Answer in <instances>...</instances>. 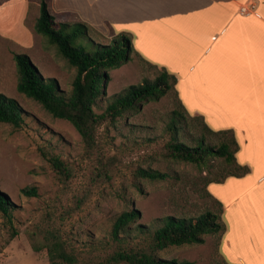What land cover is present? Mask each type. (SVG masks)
Masks as SVG:
<instances>
[{
	"label": "rangeland",
	"instance_id": "rangeland-1",
	"mask_svg": "<svg viewBox=\"0 0 264 264\" xmlns=\"http://www.w3.org/2000/svg\"><path fill=\"white\" fill-rule=\"evenodd\" d=\"M37 1L30 3L27 25L33 31L23 38L28 45L23 44L25 49L19 42L0 36V91L16 98L28 112L22 128L0 123V188L16 204L12 221L0 211V264H125L111 260L112 254L121 247L146 246L162 225L159 219L168 215L196 217L212 210L221 215L228 229L224 200L209 188L215 183L206 186L205 182L208 178L221 179L233 167L217 156H212L206 166L170 156L174 110L180 112L176 124L181 141L195 145L202 134L210 143L221 141L220 136L205 129L203 116L197 115V121L191 119L175 90L160 100L142 102L140 108L127 111L114 122L103 121L92 146L83 141L71 122L54 117L39 102L18 91L15 52L27 53L41 73L56 78L67 93H71L76 75V67L33 27L40 12ZM47 1L52 5V0ZM54 10L58 23L78 20L73 14ZM89 32L91 39L105 44L117 35L109 25H89ZM79 44L88 51L94 49L86 36ZM160 68L133 51L132 60L109 69L107 94L98 98L95 111L102 113L115 95L131 84L154 79ZM41 148L65 161L69 175L59 173ZM139 168L158 169L169 177L143 178L137 174ZM27 186H36L38 195H24L21 189ZM133 208L140 211V218L131 225L126 238L114 240L111 230L115 219ZM139 224L148 225L149 231L139 229ZM225 233L207 234L204 243L169 246L157 254L193 264H228L229 255L221 249ZM56 240L75 255L76 262L50 260L48 245Z\"/></svg>",
	"mask_w": 264,
	"mask_h": 264
},
{
	"label": "crops",
	"instance_id": "crops-1",
	"mask_svg": "<svg viewBox=\"0 0 264 264\" xmlns=\"http://www.w3.org/2000/svg\"><path fill=\"white\" fill-rule=\"evenodd\" d=\"M30 3L0 0V36L23 49L33 31ZM52 6L96 28L131 33L135 52L176 74L177 95L191 115L236 131L237 159L250 172L209 186L223 198L231 225L221 249L229 263L264 264V0H52L55 16Z\"/></svg>",
	"mask_w": 264,
	"mask_h": 264
},
{
	"label": "trees",
	"instance_id": "trees-1",
	"mask_svg": "<svg viewBox=\"0 0 264 264\" xmlns=\"http://www.w3.org/2000/svg\"><path fill=\"white\" fill-rule=\"evenodd\" d=\"M35 29L38 33L47 36L49 42L57 47L68 63L76 67L72 91L67 93L60 88L56 78L45 77L25 52L14 54L19 75L17 89L39 102L54 117L71 122L88 146L95 144L97 128L103 121L114 122L127 111L140 108L142 102L160 100L171 90L177 93L176 74L161 67L154 79L131 84L122 93L116 94L102 113H97L94 107L98 98L107 94L110 81L109 69L120 67L132 60V53L135 51L133 35L122 31L113 36L110 43L96 42L90 38L89 24L86 22H56L47 0H40V15ZM84 36L92 41L93 51H88L83 44H79V39ZM178 100L186 110L180 98ZM187 113L192 120L200 119V116L191 115L188 111ZM174 114L175 120L171 124L174 135L168 144L170 156L198 166L208 165L212 156L222 157L234 169L219 180L208 178L205 182L206 186L211 183H224L230 176L244 177L250 172L249 166L241 164L237 159L240 144L233 129L215 130L206 123L205 129L220 136V143H210L205 134H202L197 144L189 145L178 137L179 128L176 121L180 112L174 110ZM27 116V110L16 98L0 91V123L22 128ZM41 152L59 173L69 175L68 166L58 155H50L43 148ZM137 174L150 180H165L169 177V173L153 168H139ZM21 192L26 196L38 195L36 186L24 187ZM15 208L16 204L0 188V211L10 221ZM140 216L141 213L136 208L123 211L113 223L112 238L114 240L126 238L125 235L128 236L132 230L131 225ZM159 220L156 221L162 225L155 229L146 246L121 247L112 254L111 260L125 264H193L187 259L165 258L157 253L169 246L204 243L205 235L217 233L223 235L227 231L226 226L221 222V215L212 210H206L196 217L168 215ZM138 228L144 232L149 231V226L145 224H139ZM48 254L52 262H76L75 255L59 240L48 245Z\"/></svg>",
	"mask_w": 264,
	"mask_h": 264
},
{
	"label": "built area",
	"instance_id": "built-area-1",
	"mask_svg": "<svg viewBox=\"0 0 264 264\" xmlns=\"http://www.w3.org/2000/svg\"><path fill=\"white\" fill-rule=\"evenodd\" d=\"M243 11L249 12V9L247 7H244Z\"/></svg>",
	"mask_w": 264,
	"mask_h": 264
}]
</instances>
